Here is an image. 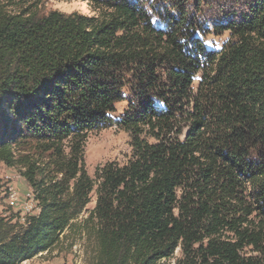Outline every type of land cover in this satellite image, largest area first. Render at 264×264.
Listing matches in <instances>:
<instances>
[{"label":"trees","instance_id":"trees-1","mask_svg":"<svg viewBox=\"0 0 264 264\" xmlns=\"http://www.w3.org/2000/svg\"><path fill=\"white\" fill-rule=\"evenodd\" d=\"M86 1L95 17L0 6V166L37 208L23 223L0 215V264L80 227L91 264H169L177 248L172 264H264V0L214 26L230 37L219 51L190 14L207 0ZM178 118L183 139L166 138ZM113 125L130 133L131 159L91 179L87 135Z\"/></svg>","mask_w":264,"mask_h":264},{"label":"rangeland","instance_id":"rangeland-1","mask_svg":"<svg viewBox=\"0 0 264 264\" xmlns=\"http://www.w3.org/2000/svg\"><path fill=\"white\" fill-rule=\"evenodd\" d=\"M249 0H207L200 5V12H194L195 7L190 2L191 15H195L199 22L203 24L209 34L200 36V39L207 50L219 51L230 40L229 33L217 34L214 26L224 23L227 18L237 19L246 12V5ZM0 6L10 14L33 13L45 14L49 11H58L63 14L78 13L87 17H95L96 11L86 0H0ZM200 82V74H197L192 83V91L195 93ZM128 101L130 95L126 96ZM128 101H123L115 106L112 116L119 119L128 107ZM190 106H184V109ZM187 127L179 118L174 122L172 130L166 133V138L183 139ZM147 135V134H146ZM149 142L152 139L146 138ZM132 155L131 136L115 125L89 133L83 146V161L87 175L91 179H96L95 171L106 163H116L123 166L130 161ZM8 187L16 190L19 195V203L11 207L8 199ZM27 193H31L30 188L23 178H21L15 168L0 166V215L20 219V209L25 204ZM96 200L95 191L90 195V202L83 213L75 222L77 225L83 223L93 210ZM35 206V204L33 205ZM37 210L33 209L32 215ZM25 217V216H24ZM30 216L25 217L28 219ZM24 222V221H23ZM22 222V223H23ZM94 226L93 222H91ZM80 227V226H79ZM94 243L87 237V234L80 228L69 229L64 232L60 242L48 253H41L34 258L24 261L21 264H91L94 257ZM247 254L251 253L250 248H246ZM181 257L179 248L173 253V257L167 262L172 264Z\"/></svg>","mask_w":264,"mask_h":264},{"label":"built area","instance_id":"built-area-1","mask_svg":"<svg viewBox=\"0 0 264 264\" xmlns=\"http://www.w3.org/2000/svg\"><path fill=\"white\" fill-rule=\"evenodd\" d=\"M7 191H8V199H7V201H10L11 202V207H14L16 204L19 203V195L16 192V190L11 188V187H8ZM25 197H26V201L27 202H25V204H23V206L19 210L20 213H21L20 214L21 217H20V219H18V221L20 223H22L25 220V217L32 215L33 209L37 210L36 203L33 200V196H30V194L27 193V195ZM34 204H35V206H33ZM36 214H37V212L34 213L33 215H36Z\"/></svg>","mask_w":264,"mask_h":264}]
</instances>
